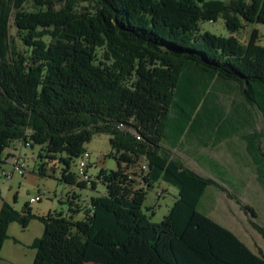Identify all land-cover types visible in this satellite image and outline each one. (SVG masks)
I'll list each match as a JSON object with an SVG mask.
<instances>
[{
  "label": "trees",
  "instance_id": "1",
  "mask_svg": "<svg viewBox=\"0 0 264 264\" xmlns=\"http://www.w3.org/2000/svg\"><path fill=\"white\" fill-rule=\"evenodd\" d=\"M12 17L22 51L12 44ZM221 18L229 38L201 34L202 22ZM255 24L264 25V0H0V163L15 142L39 146V158L67 156L62 182L87 188L70 169L97 134L111 137L118 162L97 176L105 194L72 203L69 214L40 217L4 202L0 257L12 224L39 220L33 264H264L262 253L198 210L205 190L220 185L167 148L197 130L180 124L179 138L168 130L177 97L189 104L215 81L264 120V47L257 31L246 44L234 37ZM208 98L200 125L224 119L217 93ZM138 181L145 186L137 189ZM160 181L178 198L154 223L143 204ZM241 207L264 239L256 212Z\"/></svg>",
  "mask_w": 264,
  "mask_h": 264
},
{
  "label": "rangeland",
  "instance_id": "2",
  "mask_svg": "<svg viewBox=\"0 0 264 264\" xmlns=\"http://www.w3.org/2000/svg\"><path fill=\"white\" fill-rule=\"evenodd\" d=\"M224 1L229 2V0ZM26 8L31 10L32 4H27ZM200 30L201 34L209 32L218 37L229 38L231 36L222 18L216 23L202 22L200 24ZM16 31L14 18L12 17L10 20L12 44L16 50L22 51L24 49V44L17 37ZM254 31H257L255 35L258 38V44L264 47V25L255 24L245 26L243 30H239L234 37L242 44H246L249 39L252 38ZM209 93L212 95L217 93L218 98H216V100L218 103L230 110L234 108L240 109L244 105L239 92L235 88L225 87V85L220 84L218 81H215L212 86L209 87L207 94L203 92L199 96L194 95V97L190 99L189 104L182 103L180 97H177L178 103L172 109V119L168 127V130L171 131L174 137L179 138L181 135L178 126L180 124L186 126L187 131L194 123L192 129L198 130L200 128L199 122L205 118V114L207 113L205 107L202 109V106L205 99L208 98ZM210 99L211 96L208 98V101ZM180 104L183 105L185 111L180 109ZM177 111H179L181 117L176 115ZM263 127L260 120L259 130H263ZM110 140L111 137L109 135L97 134L85 145V149L91 154V168L89 169V174L96 183L94 188H80L62 182L63 171L67 169V165L62 162L61 159L67 158L66 155L59 156L54 160L42 159L38 157L41 147L35 146L34 148H27L23 146L22 142H15L11 148L4 152V159L11 162L13 157H17L19 154L26 156L28 165L27 172L25 176H16L12 182L7 181L3 176V171H9L10 166L0 163V210L3 203L6 202L18 212L29 210L33 215L46 217L48 215L60 213H64L65 215L68 214L67 212L70 210L72 203L80 207H83L85 204L88 205L91 199L96 198L100 193L96 192V190L102 193L106 192V188L102 186V182L97 179L100 170L108 173L118 170V162L112 156L115 151L112 149ZM238 152L239 153L234 156L236 158H234L231 153H223L222 151L220 156L223 158L235 159V161L238 162V159H242L241 157H243L240 146L238 147ZM245 159L243 158V163H246ZM78 163L79 160L77 159L71 164L72 167L70 170L72 173L76 172ZM142 164L144 165L145 163ZM136 172L137 175H139V170H136ZM243 173L248 181L254 182L251 175L253 174L252 168L244 167ZM144 186L145 184L142 181H138L137 189L143 188ZM158 189L162 191V197L158 196ZM146 192L147 198L143 204V212L152 222L160 223L163 221L164 217L169 215L174 202L178 198V190L175 186L160 181L156 183L153 188L146 189ZM42 194L45 196L42 201L30 204L31 199L37 198ZM250 197H252V194H250ZM252 203L254 202L252 201ZM82 217L83 213L78 215L77 219H82ZM236 217V222L238 221L240 225L242 223L248 230V232L243 234V238L255 252L259 251L264 255V239L260 233L251 227L249 223V219H252L251 216H249L248 219L242 215H236ZM232 221L233 218L231 219V223ZM255 221L264 227V210L258 212V219ZM44 228V225L40 223L39 220H32L29 227L26 229L22 228L18 223L12 224L8 228L9 239L6 240L2 246L0 264H33L37 252L31 246L36 238H42Z\"/></svg>",
  "mask_w": 264,
  "mask_h": 264
},
{
  "label": "crops",
  "instance_id": "3",
  "mask_svg": "<svg viewBox=\"0 0 264 264\" xmlns=\"http://www.w3.org/2000/svg\"><path fill=\"white\" fill-rule=\"evenodd\" d=\"M221 107L225 112L223 120L201 124L195 131L196 135L185 136L179 143L167 148L172 150L185 167L220 185L205 190L198 210L231 230L250 247L243 238L248 230L245 225L241 223V227L236 222V215L247 219L250 216L242 209V205L251 207L257 216L260 210H264V127L259 130L260 120L263 126L264 120L262 113L254 106L244 104L240 109L233 110L223 105ZM239 146L243 154L242 159H238L239 163L235 159L220 156L221 151L236 156ZM243 158H246V163H243ZM244 167L253 169V183L243 175ZM96 192H100L98 195L101 196L105 194L98 190ZM250 249L255 252L251 247Z\"/></svg>",
  "mask_w": 264,
  "mask_h": 264
},
{
  "label": "built area",
  "instance_id": "4",
  "mask_svg": "<svg viewBox=\"0 0 264 264\" xmlns=\"http://www.w3.org/2000/svg\"><path fill=\"white\" fill-rule=\"evenodd\" d=\"M28 148V146H27ZM3 164H7L10 166L9 171H3V176L7 181H13L16 176H25L27 172V159L26 156L19 154L17 157H13V160L11 162H8L7 159H3ZM91 168V154L86 151L81 159L79 160V163L77 165L76 169V175L79 182L86 183V187L90 188L92 187V184H94L93 178L89 174V169ZM142 170H147V166L143 165ZM132 173L133 171H129ZM162 191L158 189V196L162 197ZM44 194L39 195L37 198L31 199L30 204H35L39 201H42L44 198Z\"/></svg>",
  "mask_w": 264,
  "mask_h": 264
}]
</instances>
